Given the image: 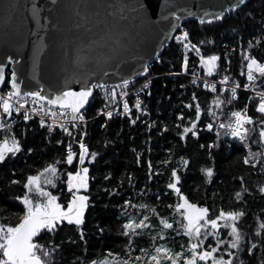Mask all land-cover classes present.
I'll list each match as a JSON object with an SVG mask.
<instances>
[{"label": "snow or ice", "instance_id": "obj_1", "mask_svg": "<svg viewBox=\"0 0 264 264\" xmlns=\"http://www.w3.org/2000/svg\"><path fill=\"white\" fill-rule=\"evenodd\" d=\"M0 3H3V0H0ZM50 5L52 11L61 8L71 9L72 26L76 30L83 29V33L74 37L76 43L73 47L65 46L62 50V59L65 62L61 67L64 77L62 87L46 91L39 86L33 88L27 81L22 87L17 72L13 71L9 78L4 66L0 64V85L4 83L9 85L7 92L0 93V130L3 131V135L0 136V165L8 163L9 159L25 151L22 137L15 135L13 130L16 123L12 119L13 113L22 112L25 122L38 116L41 128L47 127L51 133L54 128L58 127L67 136L68 142L65 144L62 139L56 141L58 145L64 147L61 158L46 162L35 174L26 175L23 181L15 179L9 181L10 185L22 183L23 195H18L15 199L23 205V214L14 225L0 220V264H54L53 254L60 248V245L55 244L51 239L42 242L40 235L45 231L56 232L58 226L64 221L75 224L77 230H80L79 226L84 222L85 210L90 203L89 195L84 194L89 190L90 179H92L88 165L93 164L99 155L96 151H90L86 143L87 123L91 118L88 116V107L96 98L95 90L100 91L103 99L101 106L95 110V115L102 116L105 123L115 114L121 117L126 116L130 124H135L139 116L134 119L132 109L134 108L140 114H145L147 111L138 95L131 106L126 99L129 95L127 88L133 77L146 73L147 63L140 65L142 72L133 70L127 76L120 74L122 64L125 63L122 51H126V47L121 43V37L126 33L124 31L115 33L111 27H103L106 21L99 19V9H109L105 14L106 17L118 16L119 21L131 20L134 24L138 22L143 27L153 23L151 17L156 16L157 8H159L162 19L167 20L168 16L173 18L169 22L171 28L167 30L166 35H172V31L177 28L176 22L181 19L177 12L187 11V8L182 9L174 0H164L163 3L161 0H121L118 5L101 4L98 0H71L70 3L50 0ZM213 6L219 11L212 13L207 23L225 19L226 14L238 11L241 6H246V0H219ZM4 7L14 11L21 5L13 2ZM112 9L115 10L112 11ZM30 11L33 21L40 27V31L30 30L31 34L40 41V46L33 55L35 66L39 62V53L48 46L44 43L45 33L50 29L54 35L60 30L61 22L59 19H53L50 14L42 16L41 9L34 0ZM188 14L192 15L191 12ZM247 15L246 13L245 16ZM208 16L209 13L205 12L204 17ZM204 17L200 18L201 24L206 22ZM259 23L261 29H264V16L261 17ZM236 30L233 28L234 32ZM84 33L88 35L84 36ZM175 40L185 52L181 71H187L189 63L187 53L194 50L195 55L199 57V64L205 76H211L214 72L220 75L218 83L204 81L205 89L217 93L212 97L211 105L207 107V113L211 119L200 127L198 122L202 119L204 109L197 95L193 93L191 102L184 107L194 108L195 117L185 118L182 112L176 117L179 121L187 120L186 123L177 125L180 129L179 139L184 141L189 136L198 137L203 130L214 131L215 141L199 145L201 149L208 150L211 158L212 150L219 147L218 142H222L221 137L232 138L233 141L243 144L247 150L248 154L242 158L245 165L256 168L257 157L261 158L259 167L261 174L264 175V62L249 51L253 47L251 41H249V47L242 50L241 63L244 71L241 72V76L246 80L242 85L243 89L251 92L252 95L247 97L243 108L231 110L226 114L227 118L222 120L221 116L225 115V98L228 104L236 101L237 90L241 88V84L231 76L228 67L220 73L218 66L220 57L216 54L202 55L201 48L198 44L192 43L188 31L181 29L175 35ZM205 43L211 44L213 41H199V44ZM132 58L142 59L136 55ZM11 59L9 57V60ZM224 59L228 60V54H225ZM193 76L192 83L195 84V72ZM114 77L118 82L108 83V80ZM69 85H78V87L74 88ZM146 87L147 84L138 91ZM221 94H224L225 98H222ZM252 102H255L256 116L249 115ZM117 108H122V111H117ZM100 127H105V124H101ZM253 136L256 139H252L251 143L258 146V152L251 151L249 139ZM74 145L78 146V152L74 149ZM26 151L33 153L34 149L28 147ZM180 161L185 167L190 163L183 156L180 157ZM140 162L141 158L138 154L137 163ZM146 163L148 180H151L159 170L153 172L151 161ZM160 163L167 165L168 160ZM58 164L74 166L75 170L66 171L63 173L66 179L60 180L62 173L57 167ZM179 172V168L172 167L169 180L165 185V188L171 190V194L176 197L175 203L166 205L170 210V215H160L156 205L133 204L131 199H125L122 206L118 205L122 207L121 215H125L123 209L129 207L137 209L138 212L143 210L137 216H127L121 225V235L127 237L126 258L109 251L102 260H91L88 264H245L241 259L242 253L252 256L258 246L264 250V219L257 218L258 227L253 232L257 242L254 243L252 239H248L245 243L240 227V221L246 215L245 211L242 208L225 210L223 207H209L191 202L181 190L182 177ZM202 172L205 177L211 178L214 170L212 167H206L202 169ZM110 175L111 173L105 175L104 179L108 180ZM237 179L241 181V190L234 193V198L243 202L244 194L251 195V193L244 185L243 179L241 177ZM57 181L66 186V206H62L58 202V196L44 187V185H49L56 188ZM127 182L129 185L133 184L130 174ZM257 191L264 196V183L258 185ZM140 193L145 196L148 194L144 189H140ZM107 194L109 196L119 195L116 187L108 190ZM155 199L159 202L160 195L157 194ZM152 217H155L158 223L154 224ZM145 230L150 231L152 242L147 248L140 247L139 254L133 256V237H142ZM99 231L103 232L104 229L99 228ZM176 238L182 241L179 244V250L168 246L169 240L175 245ZM80 239L84 240L82 232ZM157 240L163 243H155ZM261 264H264V260Z\"/></svg>", "mask_w": 264, "mask_h": 264}, {"label": "trees", "instance_id": "obj_2", "mask_svg": "<svg viewBox=\"0 0 264 264\" xmlns=\"http://www.w3.org/2000/svg\"><path fill=\"white\" fill-rule=\"evenodd\" d=\"M248 14L245 16V14ZM264 16V0H248L246 6H241L236 12L226 15L221 21L203 23L190 20L182 22L179 31L186 30L190 33L192 43L198 44L202 55L216 54L220 57L218 61L219 71L228 67L231 76L241 84L237 90L236 101L228 104L225 98V115L221 119L227 118V113L233 109L243 108L247 102V97L252 95L246 92L242 85L246 80L241 76L242 50L249 47L251 41L253 47L249 51L261 62H264V29H261L260 20ZM233 28L237 30L234 32ZM175 34V35H176ZM175 35L170 43L164 48L155 61L148 66V73L136 80L140 85L144 81H149L147 87L142 91L130 92L126 98L131 106L138 95L147 111L145 114L137 113L132 109V117L139 119L135 124H130L128 117L115 115L105 123V119L95 115V110L101 106L103 99L100 91L95 90L96 98L88 107V116L91 117L87 123L86 143L90 151L99 153L95 162L88 165L90 168L89 190L84 193L89 195V207L85 210L84 222L79 226V231L75 224L62 222L56 232H43L40 240H53L60 248L53 254L54 264H88L91 260H102L109 251L125 256V245L127 237L121 235V225L127 216H137L143 210L132 207L123 209L125 215H121L123 201L131 199L133 204L145 203L149 206L156 205L160 215H170V210L166 205L175 203L176 197L167 190L165 185L169 180L172 167L180 169L182 177L181 190L191 202L209 207L225 210L242 208L246 215L240 221V227L245 237V243L252 239L254 243L257 238L253 232L258 227L257 218L264 219V196L258 193L257 187L264 183V175L259 167L260 157H257V167L243 163V156L247 155V150L239 141L232 138L221 137L222 142L219 147L212 150V157L208 155V150L201 149L200 144H207L216 140L215 132L203 130L198 137H187L181 141L178 136L180 129L178 124H184L187 120H177V114L182 112L185 118H194V108H185L184 105L191 102V97L195 93L204 111L202 119L199 121L200 127L211 118L207 113V107L212 103V97L217 93H212L204 88L203 80L218 83L220 75L213 73L205 76L199 64V57L190 50L187 55L189 63L187 71H181V63L184 49L175 40ZM201 40H212L211 44H199ZM258 41H260L258 43ZM228 54V60L224 59ZM196 73V83L193 84V73ZM6 74L10 78L11 70L7 68ZM9 85L4 83L2 91H7ZM122 111V108H117ZM249 115L256 116L255 102L249 107ZM16 121L13 126L15 135L22 137L25 151L17 157L9 159L8 163L0 165V220L5 223L15 224L23 214V205L15 199L18 195H23L21 184L10 185V180L23 181L28 174H35L46 162H52L61 158L64 147L56 143L57 140L68 142L67 136L58 128H54L49 133L47 127L41 128L39 120H29L25 122L22 115L12 117ZM105 124L101 128L100 125ZM151 125V127H149ZM3 131L0 130V136ZM47 137V138H46ZM249 139L252 152H258L256 144H252ZM32 147L33 153H27L26 149ZM78 152V146L74 145ZM139 157L141 162L137 163ZM190 161L187 167L183 166L180 157ZM168 160V164L160 163ZM147 161H151L154 175L148 180ZM62 173L60 180H65L66 171H74V166L57 165ZM212 167L214 172L211 178L205 177L203 168ZM111 173L108 180L104 176ZM133 178V184L127 182L128 175ZM241 177L244 185L249 189L251 195L245 193L243 202L234 198V193L241 190ZM123 181V183H121ZM56 188L44 185L48 191L58 196V202L66 206L67 190L66 186L59 181ZM113 187L117 188V194L109 196L107 191ZM140 189H144L148 194L142 195ZM150 190V191H149ZM83 192V191H82ZM167 193V194H166ZM160 195L157 202L155 196ZM153 223H158L152 217ZM99 228L104 231L100 232ZM158 230V229H155ZM151 230V231H155ZM81 232L84 240L80 239ZM226 234V233H225ZM171 236V233L169 234ZM133 256L139 254V248L149 246L150 231L145 230L142 237H133ZM186 241V238H185ZM182 241L176 238L173 245L169 240V247L179 250ZM163 243V241H155ZM186 246V245H185ZM243 247V245H242ZM126 258V256H125ZM111 259V257H109ZM241 259L245 264H261L264 260V250L259 246L254 250V255L241 254Z\"/></svg>", "mask_w": 264, "mask_h": 264}, {"label": "water", "instance_id": "obj_3", "mask_svg": "<svg viewBox=\"0 0 264 264\" xmlns=\"http://www.w3.org/2000/svg\"><path fill=\"white\" fill-rule=\"evenodd\" d=\"M13 2L20 4L21 7L14 11L4 7V5ZM32 2L33 0H3V3H0V64L4 66L5 72L8 67H10L11 73L13 71L17 72L22 87H24V82L27 81L33 88L39 86L46 91H51L63 85L64 77L61 73V67L65 63L62 59L63 48L65 46L73 47L76 43L74 37L80 36L83 29L76 30L73 28L71 9L61 8L52 11L50 0H34L41 9L42 16L50 14L53 19H59L61 22L60 30L54 35L50 29L45 33L44 43L48 46L39 53V62L34 66L33 55L39 48L40 41L35 35L31 34L30 30L40 31V27L33 21L31 15ZM61 2L70 3L71 0H61ZM98 2L118 5L121 0H98ZM163 2L164 0H161V3ZM174 2L178 3L182 9L187 8V11L177 12L181 19L176 22L177 28L172 31V35H166V32L171 28L169 22L173 18L168 16L167 20L162 19L159 8H157L156 16L151 17L153 23L143 27L138 22L134 24L131 20L119 21L118 16L106 17L105 14L109 9H99V19L106 21L103 27H111L115 33L120 31L126 33L121 37V43L126 47V51H122L125 63L122 64L121 75H130L133 70L142 72L143 69L140 65L145 62L147 66L152 64L170 43L182 22L190 20L200 22V18L204 17L205 12L209 13L208 17H204L207 22L212 13L219 11L218 8L213 6L219 0H174ZM114 10L112 9V11ZM188 12H191L192 15H189ZM87 35V33H84V36ZM133 55L142 57V59H133ZM9 57L12 59L9 60ZM147 73L148 71L143 75H135L132 81L146 76ZM117 82L115 77L108 80L110 84ZM69 86L78 87V85Z\"/></svg>", "mask_w": 264, "mask_h": 264}, {"label": "built area", "instance_id": "obj_4", "mask_svg": "<svg viewBox=\"0 0 264 264\" xmlns=\"http://www.w3.org/2000/svg\"><path fill=\"white\" fill-rule=\"evenodd\" d=\"M136 80H134V81H131V83H130V85L128 86V88H127V91H128V93L130 94V92L132 91V92H134V91H136V90H139V89H141L142 87H143V85H145V84H147L148 85V83H149V81H144L142 84H140V85H137L136 84V82H135ZM204 81L205 80H203V84H204ZM208 83H214V82H212V81H209V80H206ZM145 89V88H144ZM8 91V90H7ZM7 91H2L1 89H0V93H5V92H7ZM128 97V96H127ZM126 97V98H127ZM25 107H28V105H25ZM13 115L14 116H16V115H22V112L21 113H13ZM31 120H39V117L38 116H34ZM58 128V127H57ZM59 129V128H58Z\"/></svg>", "mask_w": 264, "mask_h": 264}]
</instances>
